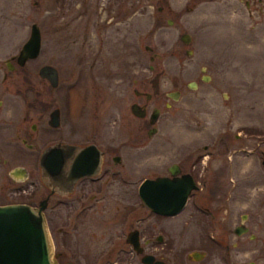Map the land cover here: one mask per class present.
<instances>
[{
  "label": "rangeland",
  "instance_id": "obj_1",
  "mask_svg": "<svg viewBox=\"0 0 264 264\" xmlns=\"http://www.w3.org/2000/svg\"><path fill=\"white\" fill-rule=\"evenodd\" d=\"M249 2L0 0V57L18 53L39 24L41 49L29 65L36 86L58 97L67 126L82 139L92 129L107 153L134 161L137 181L174 162L195 176L199 189L181 212L145 216L174 241L165 252L172 262L264 264V0ZM45 63L58 69L56 87L38 75ZM134 88L152 93L144 118L130 110L145 102ZM175 89L178 99L168 95ZM153 107L157 131L148 135ZM243 215L249 230L239 236ZM193 249L204 259L187 260Z\"/></svg>",
  "mask_w": 264,
  "mask_h": 264
},
{
  "label": "flooded vegetation",
  "instance_id": "obj_2",
  "mask_svg": "<svg viewBox=\"0 0 264 264\" xmlns=\"http://www.w3.org/2000/svg\"><path fill=\"white\" fill-rule=\"evenodd\" d=\"M246 4L250 5L249 0ZM95 22L94 14L92 25ZM189 52L191 49H186V53ZM18 53L0 57V205L26 202L38 206L46 198L44 214L59 264H159L160 261L187 264L184 258L172 262L165 256V252L170 253L174 241L166 240L157 221L146 222L145 216L173 215L157 213L145 204L139 187L146 177L136 180L138 165L119 153H107L95 142L104 153L99 169L92 173V129L89 138L82 139L77 126L66 125L58 97L55 99L53 91L36 86L29 65V61L35 58L19 64ZM38 75L46 79L39 72ZM194 84L197 86L196 81ZM135 89L136 95L145 96V102H133L147 109L152 93ZM146 92L150 95L147 96ZM56 108L59 121L57 125H52L50 114ZM65 144H74L79 148L91 146L89 153L85 154L69 153L65 148L58 149L59 153L44 154L50 146ZM41 157L63 159L59 164L58 188L53 189L49 184L51 181L42 180ZM80 157H86L84 165L90 170L75 178L73 160ZM174 163L179 166V175L188 172L182 170L178 162ZM34 166H37L38 181L32 170ZM168 167L167 173L159 175L171 176ZM17 193L25 196V200H17ZM214 194L211 199H216L218 190ZM129 217L132 219L130 222ZM255 236L249 233V238L254 239ZM226 248L228 254L229 246L226 245ZM205 256L206 251L193 249L187 253L186 259L198 262ZM248 264L258 263L249 261Z\"/></svg>",
  "mask_w": 264,
  "mask_h": 264
},
{
  "label": "water",
  "instance_id": "obj_3",
  "mask_svg": "<svg viewBox=\"0 0 264 264\" xmlns=\"http://www.w3.org/2000/svg\"><path fill=\"white\" fill-rule=\"evenodd\" d=\"M180 38L189 43L190 34L184 32ZM148 48V47H147ZM41 49V30L37 22H32L28 38L24 41L17 55L19 64H24L29 58H36ZM39 74L45 77L52 87L59 83V72L56 66L45 63L39 67ZM190 87H196L194 81H190ZM137 90V89H135ZM179 90H172L168 95L173 99H178ZM147 96L150 94L147 93ZM131 112L138 117H145L147 109L145 106L133 102L130 105ZM159 116V109L154 108L149 113V122L153 124L147 130L151 135L157 131L154 125ZM59 121L58 109H54L50 114L49 122L57 125ZM79 148L74 144L60 146H50L45 153H59L60 148H65L69 153H89V147ZM104 151L92 142V173L99 169L101 157ZM63 161L59 157H41L40 169L41 178L44 182L51 181L49 184L53 189L58 188L59 164ZM73 173L77 178L89 172V167L85 166L86 157L75 158ZM261 163L264 168V153ZM171 176L158 175L154 178L146 177L140 184L139 193L145 204L153 211L164 214L174 215L179 213L186 205L190 193L199 188L194 176L185 172L179 173V166L176 163L168 167ZM47 199H42L38 206L30 205L26 202H16L7 205H0V264H59L55 254L52 239L46 222L44 208ZM245 216H242L244 220ZM249 230L243 222L236 225L234 232L242 234ZM158 264V262H157ZM159 264H166L160 261Z\"/></svg>",
  "mask_w": 264,
  "mask_h": 264
}]
</instances>
